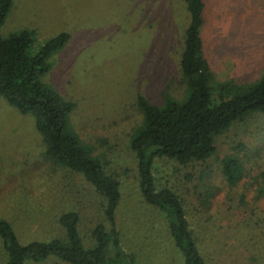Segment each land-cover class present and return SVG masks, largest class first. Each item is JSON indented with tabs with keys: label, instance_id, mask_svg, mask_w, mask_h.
<instances>
[{
	"label": "rangeland",
	"instance_id": "obj_1",
	"mask_svg": "<svg viewBox=\"0 0 264 264\" xmlns=\"http://www.w3.org/2000/svg\"><path fill=\"white\" fill-rule=\"evenodd\" d=\"M201 30L210 85L249 87L264 74V0H205ZM190 14L184 0H14L0 34L29 30L37 52L67 32L50 57L43 81L74 102L69 126L108 174L121 183L117 227L136 264H186L174 243V216L148 204L141 192L132 136L144 121L140 98L163 106L184 101L189 86L181 57ZM239 155L243 177L229 183L223 160ZM155 175L181 197L201 255L208 264H264V112L217 137L206 161L157 159ZM104 202L83 176L70 173L46 152L32 115L0 94V218L22 242L62 236L59 212L81 213L86 246L106 220ZM7 255L0 242V264ZM25 264H69L56 257Z\"/></svg>",
	"mask_w": 264,
	"mask_h": 264
},
{
	"label": "trees",
	"instance_id": "obj_2",
	"mask_svg": "<svg viewBox=\"0 0 264 264\" xmlns=\"http://www.w3.org/2000/svg\"><path fill=\"white\" fill-rule=\"evenodd\" d=\"M190 14L181 57V71L189 86L184 101L168 98L163 106L140 98L144 121L132 136L131 149L138 160L140 188L145 201L174 216L171 234L186 264H208L188 220L179 194L155 175L157 159L182 164L206 161L216 151L217 137L236 123L264 112V74L249 87L233 82L210 85L211 70L203 51L201 30L205 23V0H184ZM14 0H0V27ZM63 32L33 52L35 40L29 30L0 34V94L24 115H32L43 136L47 154L70 173L83 176L104 202L105 223L93 229L94 243L86 246L80 233L81 213L73 208L59 212L62 236L22 242L13 224L0 218V242L7 255L4 264H25L56 257L69 264H136L122 244L117 227V210L122 199L120 181L105 169L91 148L69 126L75 104L43 81L50 70V57L69 40ZM244 161L239 155L222 163L225 179L236 184L243 177Z\"/></svg>",
	"mask_w": 264,
	"mask_h": 264
}]
</instances>
